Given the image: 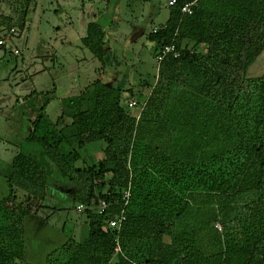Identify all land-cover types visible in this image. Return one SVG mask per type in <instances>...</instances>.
<instances>
[{
  "label": "trees",
  "instance_id": "obj_1",
  "mask_svg": "<svg viewBox=\"0 0 264 264\" xmlns=\"http://www.w3.org/2000/svg\"><path fill=\"white\" fill-rule=\"evenodd\" d=\"M19 1L24 27L37 0ZM180 7L176 0L148 34L180 56L157 64L138 113L103 81L108 56L96 22L80 40L100 64L95 79L61 99L54 122L45 115L54 87L37 111L24 104L26 140L39 150L12 162L0 264H25V221L56 194L84 206L85 235L68 237L43 264H264V75L246 77L264 52V0H196L191 14ZM121 210L125 221L110 228Z\"/></svg>",
  "mask_w": 264,
  "mask_h": 264
},
{
  "label": "rangeland",
  "instance_id": "obj_2",
  "mask_svg": "<svg viewBox=\"0 0 264 264\" xmlns=\"http://www.w3.org/2000/svg\"><path fill=\"white\" fill-rule=\"evenodd\" d=\"M168 2L57 0L56 3L54 0H42L39 15L40 0H37L28 8L23 27V4L19 0H0V38L8 34L10 27L15 30L10 39L5 40V45L0 46V172H7L20 152H38V147L26 140L30 133V123L22 110L24 104H32L37 111L44 99L52 96L49 93L54 86L53 71L61 69V66L66 69L76 60L85 58L79 67V80L71 79L72 87L75 81L76 91L72 89V94L70 91L64 93L63 85L57 92L55 90L54 99L46 106L45 115L50 122H54L62 110V97L76 95L95 79L99 63L80 44V38L85 36L84 21H98L103 17L101 23L108 22L105 27L108 64L105 67L104 83L122 88V100L126 105L128 101L137 102V99L142 101L146 98L143 95L148 93L157 75L154 58L157 49L147 37L153 28L165 24ZM2 17L11 19L9 26L3 24ZM70 23L78 36H71L70 44H65ZM58 27L60 31L56 34L54 46L48 38L54 32L53 29ZM38 32L39 39L34 46ZM15 50L19 53L14 54ZM263 57L264 53H261L248 66V76H255L260 71ZM260 74L263 73L257 76ZM47 93L49 96H46ZM30 95L33 96L31 102H25V99H30L27 98ZM133 109L139 112L137 107ZM77 165L81 166V163ZM106 177L108 179L109 174ZM6 192L8 194L7 188L0 189V195ZM16 195L17 201H20L24 198V191L16 187ZM52 197L47 204L49 208H43L36 217L26 219V244L29 249L25 253V264H43L46 254L61 246L68 237L82 238L85 235L83 210H77L65 195L56 194ZM55 208L58 210L54 211Z\"/></svg>",
  "mask_w": 264,
  "mask_h": 264
},
{
  "label": "crops",
  "instance_id": "obj_3",
  "mask_svg": "<svg viewBox=\"0 0 264 264\" xmlns=\"http://www.w3.org/2000/svg\"><path fill=\"white\" fill-rule=\"evenodd\" d=\"M54 2H56L57 3V0H54ZM100 20H96V21H84L83 22V26H84V32H85V36H86V32H87V25L90 23V22H96L98 25H100V27L102 28V30L105 32V42H106V29H105V27H106V25H108V22H106V21H104V22H102L101 23V19H104L103 17H101V18H99ZM71 24V26L69 27V28H67L68 29V31H67V33H68V36H67V38H68V41H65V44H70V42H71V36H73V35H76L77 34V32L76 31H74V29H73V24L72 23H70ZM109 27V26H108ZM60 28L58 27V28H54L53 29V33H51V34H49V40H50V44L51 45H54L55 46V38H56V34L58 33V31H60L59 30ZM57 31V32H56ZM77 36H78V34H77ZM85 36H83V37H85ZM83 37H81L80 38V40L83 38ZM81 44V43H80ZM5 45V44H4ZM3 45V46H4ZM54 48V47H53ZM54 50H55V48H54ZM264 53V52H263ZM258 59V58H257ZM256 59V60H257ZM255 60V61H256ZM84 61H85V58L84 59H81V60H76V62L75 63H72L71 65H68L67 67L68 68H66L65 69V67L64 66H61V69H59V70H57V71H53L52 73L54 74L53 76H52V79H53V82H54V89L56 90V92L59 90L58 88L59 87H61V86H63V89H64V93H67L68 91H70L69 93L70 94H72V89H73V91L75 92L76 91V86H75V81H74V87H72L71 86V79L73 78V79H76V80H79V67L84 63ZM98 62V61H97ZM261 68H259V72L257 71L256 72V74H255V76H248V74L246 73V77H248V78H257V77H260V76H262V75H264V57L261 59ZM99 63V62H98ZM75 66H77V70L75 69ZM99 66H100V64H99ZM99 68V67H98ZM97 69V68H96ZM257 70V69H256ZM253 71V70H252ZM260 72H262L263 74H260V75H258L257 76V74L258 73H260ZM65 97H67V96H65ZM63 98V97H62ZM61 98V99H62ZM18 118H20L19 116H18ZM16 157V156H15ZM13 162V161H12ZM12 162H11V165H12ZM12 167V166H11ZM11 169V168H10ZM10 169H8V171L7 172H0V189H2V188H7V178L10 176V174H11V170ZM7 195V192L6 193H4V194H1L0 195V200L2 199V198H4L5 196ZM25 223H26V221H25ZM25 239H26V227H25ZM28 249H29V245L28 244H26V240H25V253H26V251H28ZM48 254V253H47ZM46 254V255H47ZM45 260V259H44Z\"/></svg>",
  "mask_w": 264,
  "mask_h": 264
},
{
  "label": "built area",
  "instance_id": "obj_4",
  "mask_svg": "<svg viewBox=\"0 0 264 264\" xmlns=\"http://www.w3.org/2000/svg\"><path fill=\"white\" fill-rule=\"evenodd\" d=\"M180 1H181L180 13L181 14H191L196 0H180ZM175 3H176V0H169L168 6H173ZM157 31H158V28L155 27L152 29L151 32L156 33ZM14 32L15 30L13 28H9L8 34L6 36H1L0 46H3L5 44V40H9L11 35ZM18 53L19 52L17 50L14 51V54H18ZM168 54H171L174 58H177L180 56L179 52L176 50L173 44H170L164 47H159L154 56L156 63L159 64L162 61V59ZM136 105L137 104L134 100L127 102L128 108H134V106ZM123 197L125 199V204H126L127 199L129 197V192L125 191L123 193ZM76 208L77 210H83L84 206L78 205ZM106 208H107V203L104 200H99L98 205L96 207L98 213L104 212ZM125 219H126V215L124 211L121 210L115 218L109 221L108 225L110 228L119 229L121 224L125 221ZM214 228L217 229L218 231H221L222 229L218 223L214 224ZM115 251H119L118 246L116 247Z\"/></svg>",
  "mask_w": 264,
  "mask_h": 264
},
{
  "label": "water",
  "instance_id": "obj_5",
  "mask_svg": "<svg viewBox=\"0 0 264 264\" xmlns=\"http://www.w3.org/2000/svg\"><path fill=\"white\" fill-rule=\"evenodd\" d=\"M41 8H42V0H40V4H39V11H38L39 15H40V13H41ZM38 39H39V32L37 33V35H36V37H35V39H34V46H35L36 43L38 42ZM30 56H31V52H30L29 55H28V58H29L28 62H29V63H30Z\"/></svg>",
  "mask_w": 264,
  "mask_h": 264
}]
</instances>
